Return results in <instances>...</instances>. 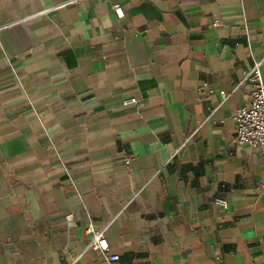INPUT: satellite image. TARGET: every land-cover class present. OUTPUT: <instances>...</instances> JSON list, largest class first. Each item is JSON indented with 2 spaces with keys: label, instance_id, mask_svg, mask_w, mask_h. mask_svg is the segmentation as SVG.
<instances>
[{
  "label": "crops",
  "instance_id": "1",
  "mask_svg": "<svg viewBox=\"0 0 264 264\" xmlns=\"http://www.w3.org/2000/svg\"><path fill=\"white\" fill-rule=\"evenodd\" d=\"M12 21L0 264H264V156L234 142L264 0H0Z\"/></svg>",
  "mask_w": 264,
  "mask_h": 264
},
{
  "label": "built area",
  "instance_id": "2",
  "mask_svg": "<svg viewBox=\"0 0 264 264\" xmlns=\"http://www.w3.org/2000/svg\"><path fill=\"white\" fill-rule=\"evenodd\" d=\"M69 2L72 3V1ZM55 7L38 11L35 15L50 11ZM114 10L118 18L123 17L120 7L115 6ZM13 22L15 21L0 25V30ZM262 61L263 58L255 60L251 69L245 73L244 78L251 82L250 102L236 110L234 115L236 124L234 142L237 145H249L264 156V78L260 70ZM225 97L223 95V98ZM136 102L134 97L123 99L124 105L135 104ZM217 203L223 208H227V203L224 200L218 199ZM86 232L90 235L88 246L99 250L104 261L114 262L118 260L117 255L108 253L109 247L104 237V228H96L92 223H89Z\"/></svg>",
  "mask_w": 264,
  "mask_h": 264
}]
</instances>
